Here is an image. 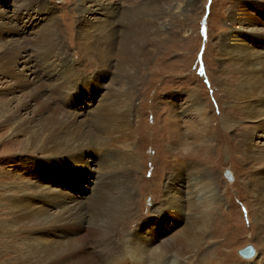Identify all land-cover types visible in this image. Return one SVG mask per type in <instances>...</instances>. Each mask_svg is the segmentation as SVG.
Instances as JSON below:
<instances>
[{
    "label": "rangeland",
    "instance_id": "rangeland-1",
    "mask_svg": "<svg viewBox=\"0 0 264 264\" xmlns=\"http://www.w3.org/2000/svg\"><path fill=\"white\" fill-rule=\"evenodd\" d=\"M95 2L0 0V24L12 20L28 49L24 55L42 60L36 65L46 87L39 85L54 96L57 110L44 116L58 120L47 132L30 101L21 118L40 125V145L51 141L44 143L49 151L0 148V264H40L36 247L75 237L15 223L19 206L58 212L47 199L56 190L78 197L85 218L84 239L69 263L141 264L130 250L135 236L154 238L156 246L188 222V214L177 218L168 207L178 196L172 188L178 176L214 197L204 243L183 255L188 264H264L263 1L108 0L110 18L102 11L105 1ZM132 17L143 20L146 31L130 28ZM8 36L0 34V55L1 37ZM46 39L53 43L49 50L40 45ZM233 39L251 63L246 54L231 53ZM12 83L0 74V95L22 97L19 88L10 90ZM68 142L73 146L64 148ZM100 180L109 181L101 190ZM101 195L127 205L117 211L110 238L89 231ZM162 213L176 217L162 223ZM248 244L256 250L250 259L238 253ZM113 245L122 253H110Z\"/></svg>",
    "mask_w": 264,
    "mask_h": 264
},
{
    "label": "bare ground",
    "instance_id": "bare-ground-1",
    "mask_svg": "<svg viewBox=\"0 0 264 264\" xmlns=\"http://www.w3.org/2000/svg\"><path fill=\"white\" fill-rule=\"evenodd\" d=\"M95 1L96 0H92L93 3L97 4L98 2H95ZM104 1H105L104 3L105 5H103V10H102L104 11V13L103 12L102 13L105 15H108V17L110 18V16L112 15V10H111L112 6L110 7V3L108 2V0H104ZM262 1H263L262 3L264 4V0ZM93 9L94 8L89 7L87 11L92 12L94 11ZM11 21H4V23L2 22L3 24H0V34H7L11 37L10 39H4L3 37H1L2 43H1V55H0V74L3 75L4 78H8V79L10 78L13 81V83L10 84V87H11L10 90H13L15 86L16 88H19L23 94H22V97L13 95L12 98H4L3 95H0V148H6L7 146L12 144L15 146L19 145L18 148L23 149L24 152H33V151H36L37 147L39 148L40 142L42 141V131H39L37 127L42 124V128L48 132L50 128L52 127V125H55V123H58V120H55L52 114L50 118L48 116L46 117L44 116V113L46 112V110L47 111L56 110V107H55L56 99L54 101V98H53L54 96L50 98L49 95H47L48 94L47 91L43 88V87H46V85H45V82L42 81V77L40 74L41 72H38L39 68H37L38 67L37 61L40 62L41 59L38 60V59H34L33 56L29 55L30 57H27V54L24 55V53L26 52L28 53V49L25 45L22 46L24 42L22 40L23 36L19 38L15 36L16 34L19 35L20 31L14 25L13 22L11 23ZM128 23H130V28L131 27L133 28L134 26L138 27L136 28L137 30L135 29L138 32L141 31L143 33L144 31H146L144 30L146 29L145 22H143V20H141L139 17L130 18ZM261 35L264 36V30ZM37 42H40V41H37ZM40 43H41L40 44L41 46L42 44H44L43 47L46 46L47 50H49L53 46V43L48 39L42 40V42ZM240 45H243L240 40L233 39L230 42L228 47L231 53L232 52L234 53L236 51V52H239L240 55L246 54V56L249 58L248 61L251 63L252 61H251L250 54L246 53L247 51L244 50V48H241ZM261 54L262 53H260V55ZM128 56L130 57V55ZM128 59L126 58V60ZM42 73L44 72L42 71ZM3 82H6V81H2V83ZM41 83L44 84L43 87L42 86L40 87V85H42ZM37 84L38 85L40 84V85L36 86ZM58 89H56V91ZM30 101L35 102V105L32 108L35 115L43 116V120L41 119L43 122L41 121L39 123L40 125L38 124V126H34L36 128H33L30 126L29 124L30 120L21 118V113H22L21 111H23L24 109H30V108H27L29 106ZM6 121H10V122L7 124ZM9 131H10V135L7 136ZM5 135L7 137H5ZM21 136H23L24 139L21 138L22 140H19L18 137H21ZM53 137H56L57 139V136L54 135ZM25 141H26V144H24ZM48 142L49 140L44 143L48 144ZM65 142L64 144H67ZM44 143L40 146L44 147L42 150L45 151V150H48V145L46 144L47 146H45ZM50 143L51 141L49 142V144ZM73 144L74 142L69 143V145L65 146L64 148L72 147ZM179 177L180 176H178V178H175V180L172 181L173 183L172 188H175V187L176 189L177 187L179 188L177 189L178 196H175L176 198L170 200L168 207L170 208L172 207L176 211V214L179 215L177 216V218H180L181 214L182 215L188 214V222L186 223V226L184 227L183 231L180 234L175 232L174 234H172V236L168 237L167 240H164V239L160 240L156 246L154 245L151 246V243H155L154 238L149 240V237L147 236H143V237L140 235L137 237L135 236V239L133 238L134 242L130 246V250L133 253L132 256L134 257L135 262L139 261L141 264H149L151 261V264H158L159 261H161V259L163 258L162 262H165L164 264H167L169 262L170 264H188L189 260L183 256L185 252L196 250L198 249V247L199 248L201 247L202 243H204L205 236L207 234V231L209 230L208 228L210 226V222L212 221L211 216L213 215V212H214L213 211L210 213L211 211L210 206L213 205L214 203V197L209 198L210 194H207L205 196L200 195L201 193L198 194V192L195 191L194 188H192L191 184H193V182L189 181V178L188 180H186V178L183 176H181L183 177V179H179ZM108 183L109 181H101L98 184L99 189L100 190L103 189V187H105ZM205 184H206L205 188L207 186L208 188H210L209 183H205ZM125 185H123V187L120 186L122 190L125 188ZM261 187L264 188V181H261ZM42 191H45L44 193L48 194V193H53L55 189L42 188ZM55 192H57L55 194L59 196L56 195V197H51L52 195H50L49 197H47V199L52 200L53 205L59 208L58 212L56 211V213H53V212L51 213L43 208L45 205L44 206L37 205L35 211L32 208L23 210L22 207L19 206L17 209H15V211H13L12 214H13L15 223L18 225L20 229L27 230V229L36 228V227H42V228L47 229L48 227H50L51 229L58 228L61 231L62 235H70V233H72L75 237L73 238L68 237V239H61V240L57 239V242L53 246L36 247L37 251L40 252L38 257H36V262L39 261L40 264L41 263L43 264H71L68 261L69 255L71 253H75L78 250L77 246L78 244L80 246V242L82 241V238L84 239V236H85L82 233L84 231L85 218L82 217V212H81L82 208L80 205L81 200L79 201L78 197H75V196L70 197L69 193L60 192L58 190H56ZM107 192L102 193V194H106ZM205 192L203 191L202 193H205ZM209 192L212 194L213 188ZM57 199H59V201ZM131 199L132 197L130 195V202H131ZM104 200H105V196L101 195L99 205L102 207V209L98 212V216L94 215L95 217L91 219L92 222H91L89 231L91 234L94 233L95 235H97L98 233L100 235L103 234L105 237H109L110 234L112 235L116 231V228L118 225V219L120 215L118 214L117 211L120 209V207L122 208L125 206L126 208L127 205L124 202L123 198L116 197L113 195H111L106 201ZM174 217L176 216L172 214L162 213V216L160 218H162V223H164L166 221L168 222L169 219L171 220L174 219ZM177 218H176L177 222L180 220L183 221V218L181 219H177ZM81 223H83V225ZM166 227L169 228L168 226ZM157 238L159 239L160 236L158 235ZM34 246L35 244L32 243L31 248ZM114 248L115 249H112L110 253H114V254L117 253V255L118 253H122V249L119 248L118 246L117 247L114 246ZM210 254H212V252ZM169 256H171L172 258L170 260H166L168 259ZM255 256H256V250L253 256L244 257V258L250 259ZM110 262L107 264H110Z\"/></svg>",
    "mask_w": 264,
    "mask_h": 264
},
{
    "label": "water",
    "instance_id": "water-1",
    "mask_svg": "<svg viewBox=\"0 0 264 264\" xmlns=\"http://www.w3.org/2000/svg\"><path fill=\"white\" fill-rule=\"evenodd\" d=\"M225 173H226V176L230 179L231 175H230L229 171H226ZM238 253L243 257H251L254 255L255 250H254L252 245L248 244V245L244 246L243 248H240L238 250Z\"/></svg>",
    "mask_w": 264,
    "mask_h": 264
}]
</instances>
